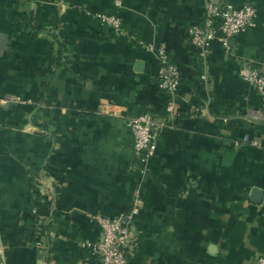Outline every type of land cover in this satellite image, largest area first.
Listing matches in <instances>:
<instances>
[{
  "label": "crops",
  "instance_id": "crops-1",
  "mask_svg": "<svg viewBox=\"0 0 264 264\" xmlns=\"http://www.w3.org/2000/svg\"><path fill=\"white\" fill-rule=\"evenodd\" d=\"M229 1L254 6L256 25L203 55L188 28L205 0H0L5 264H99L83 245L99 239L92 216L126 217L135 191L127 264L264 255V120L250 118L260 97L238 74L264 71V0ZM95 12L117 15L126 34ZM148 43L180 70L176 94L158 89ZM142 112L168 122L144 170L125 124Z\"/></svg>",
  "mask_w": 264,
  "mask_h": 264
},
{
  "label": "built area",
  "instance_id": "built-area-1",
  "mask_svg": "<svg viewBox=\"0 0 264 264\" xmlns=\"http://www.w3.org/2000/svg\"><path fill=\"white\" fill-rule=\"evenodd\" d=\"M119 5V0H115ZM94 16L105 25L112 28L117 35H125L121 20L117 15L95 12ZM256 9L250 4L235 5L229 0H205L202 19L199 23L188 28V36L191 44L201 54H206L215 40L227 45L228 38L244 32L256 25ZM139 43H142L139 41ZM146 49L155 54L158 61L157 87L160 91L174 95L180 84V70L171 61L166 51L165 44L158 46L153 43L146 44ZM239 76L252 85L260 97V109L250 112L252 120H264V71L243 64L238 70ZM4 99H0V102ZM116 114V109H111ZM125 124L133 136L132 152L141 170H144L146 162L151 158L157 148L159 132L168 126L167 119L159 118L149 112H142L126 117ZM243 141L247 137L243 136ZM254 144L253 141H249ZM140 194H133V206L124 216H108L102 214L93 215V219L99 226V239L94 243L84 242L90 247L91 253L99 260V264H127L129 255L134 249L137 230L132 218L137 214V205ZM5 246L0 241V264H5ZM255 264H264V255L256 258Z\"/></svg>",
  "mask_w": 264,
  "mask_h": 264
}]
</instances>
